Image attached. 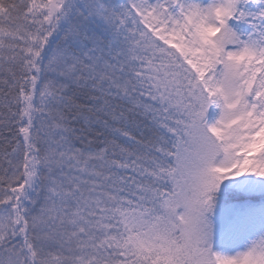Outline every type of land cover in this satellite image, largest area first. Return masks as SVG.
I'll return each mask as SVG.
<instances>
[{"label":"snow or ice","instance_id":"1","mask_svg":"<svg viewBox=\"0 0 264 264\" xmlns=\"http://www.w3.org/2000/svg\"><path fill=\"white\" fill-rule=\"evenodd\" d=\"M0 264H264V0H0Z\"/></svg>","mask_w":264,"mask_h":264}]
</instances>
